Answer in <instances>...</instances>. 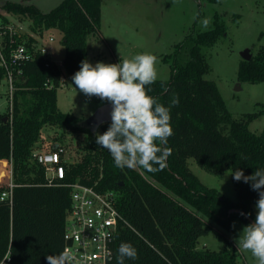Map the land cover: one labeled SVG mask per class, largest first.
I'll use <instances>...</instances> for the list:
<instances>
[{"label":"trees","instance_id":"trees-1","mask_svg":"<svg viewBox=\"0 0 264 264\" xmlns=\"http://www.w3.org/2000/svg\"><path fill=\"white\" fill-rule=\"evenodd\" d=\"M2 8L29 19L36 32H62L63 66L72 81L81 61L88 60L89 36L100 33L102 0H63L49 12L13 1ZM226 33L227 27L216 13L211 29L194 30L177 45L171 78L147 86L149 95L170 107L174 131L168 140L171 154L167 166L151 173L116 167L109 151L96 144L97 133L82 127V119L74 113L59 108L61 69L54 59L37 53L24 66L17 81L12 119L8 113H0V181L8 173V159L14 183L12 204L0 202V264L7 254L10 264H48V255L64 252L66 213L71 204L68 184L74 182L119 193L123 220L114 243L115 264L123 242L137 249V258H125L124 264H239L230 247L198 249L199 238L208 233V223L200 213L228 228L235 217L252 224L244 214L231 210H241L255 220L259 192L252 189L251 182L236 181L232 176L237 197L233 200L204 184L189 164V159H194L216 175H223L226 168L231 172L240 169L245 176L264 169V127L251 129L264 116V108L235 117L216 83L205 77L211 66L204 47L214 45ZM3 78L0 67V88ZM49 79L55 83L53 88L46 86ZM239 79L264 82V46L251 60L242 59ZM174 96L179 97V104L171 106ZM110 124L101 125L103 133ZM47 125L88 134L86 155L82 161L66 165V178L58 184L48 183L45 168L32 153ZM218 236L231 245L222 234Z\"/></svg>","mask_w":264,"mask_h":264},{"label":"rangeland","instance_id":"rangeland-1","mask_svg":"<svg viewBox=\"0 0 264 264\" xmlns=\"http://www.w3.org/2000/svg\"><path fill=\"white\" fill-rule=\"evenodd\" d=\"M7 1L28 3L37 6L42 12H49L63 0H0V13L6 14L27 26L30 20L20 18L6 12L2 6ZM196 15L194 19L193 16ZM216 13L227 27L212 46L204 47L211 69L206 79L214 81L223 97L227 108L235 117L244 113L255 112L264 108V82L250 83L239 79V68L242 52L250 49L253 55L264 46V0H217L215 3L207 0H102V16L100 33L88 38V61L119 63L131 59L140 53H151L157 57L158 78L169 80L172 76L174 51L180 42L195 30L196 33L211 29L216 20ZM210 19L207 28L202 24L204 19ZM54 37L53 42L47 41L46 49L56 62L62 63L65 48L62 44V32L50 29L47 33ZM48 40V36L46 37ZM6 86L0 88V113L8 112ZM58 106L63 112L74 113L82 120L89 117L98 107L108 103L93 96L87 97L75 88L71 79H67L58 89ZM264 127V116L256 120L252 130ZM44 132L56 135L57 142L66 143L70 150L71 162L83 160L87 150L85 144L88 134L85 132L63 131L57 126L47 125ZM103 134L102 130L98 131ZM190 168L209 187L219 189L225 196L236 200V191L232 182V172L226 168L223 175L210 173L200 167L194 159H189ZM140 173L143 169L137 168ZM11 174V165L7 167ZM146 178V176H145ZM148 179V178H147ZM152 178H149V180ZM257 208L255 214L257 215ZM208 233L199 238L198 249L207 247L221 251L225 248L237 253L239 264H257L250 251L237 246L236 241L247 224L240 217H235L231 227L219 225L214 220L206 218ZM222 234L231 241L221 239Z\"/></svg>","mask_w":264,"mask_h":264},{"label":"clouds","instance_id":"clouds-1","mask_svg":"<svg viewBox=\"0 0 264 264\" xmlns=\"http://www.w3.org/2000/svg\"><path fill=\"white\" fill-rule=\"evenodd\" d=\"M196 15L198 13L194 19ZM210 23L207 18L202 21L205 28ZM157 63V57L147 52L119 63L93 65L85 59L72 76L75 88L85 96H96L111 103V124L103 134L97 132L96 144L109 151L118 168H140L151 173L167 166V157L171 154L168 140L174 135L170 107L149 95L147 87L158 78ZM178 104L179 97L174 96L171 106ZM230 175L236 181L251 182L252 189L259 192L255 222L243 228L236 243L250 251L257 264H264V191H261L264 169H257L250 176L235 169ZM118 253L117 264H124L125 258H137V249L127 242L120 244ZM46 259L48 264H71L73 257L65 251L48 255Z\"/></svg>","mask_w":264,"mask_h":264},{"label":"built area","instance_id":"built-area-1","mask_svg":"<svg viewBox=\"0 0 264 264\" xmlns=\"http://www.w3.org/2000/svg\"><path fill=\"white\" fill-rule=\"evenodd\" d=\"M47 31L36 32L21 20L6 14L0 15V67L4 70L1 85L6 86L5 94L9 102L7 113L10 119L13 116L15 93L19 90L17 81L23 74L24 66L33 61L37 53L50 57L46 43L55 39ZM55 63L61 69L60 88L67 81L68 75L63 60L62 63ZM46 86L53 88V79H49ZM43 129L34 143L32 153L45 168L48 183L58 184L66 178V165L74 162L70 160L68 145L57 142L56 135L44 132ZM8 165H11L10 161ZM68 186L71 188V204L66 213L64 252L72 255L71 264H115L114 243L123 220L119 210V193L114 189L99 190L93 185L79 182ZM13 188L12 172L7 173L0 181V202L12 204ZM10 263L11 257L7 254L1 264Z\"/></svg>","mask_w":264,"mask_h":264},{"label":"water","instance_id":"water-1","mask_svg":"<svg viewBox=\"0 0 264 264\" xmlns=\"http://www.w3.org/2000/svg\"><path fill=\"white\" fill-rule=\"evenodd\" d=\"M252 58H253V54L250 51V49H245L242 52V59L251 60ZM111 110H112V105L110 102L101 105L89 117H87L86 119H83L81 121L82 127L90 130L92 133H97L99 131L101 125H103L104 123H107V122H111V115H110ZM4 120L7 121L8 116H5ZM56 146L57 145H55V147ZM236 211L240 212L241 214L243 213L251 223L255 222V220L252 217H250L249 215H247L243 211L237 210V209L231 210V212H236Z\"/></svg>","mask_w":264,"mask_h":264},{"label":"crops","instance_id":"crops-1","mask_svg":"<svg viewBox=\"0 0 264 264\" xmlns=\"http://www.w3.org/2000/svg\"><path fill=\"white\" fill-rule=\"evenodd\" d=\"M7 160V162H9V160L8 159H6Z\"/></svg>","mask_w":264,"mask_h":264}]
</instances>
